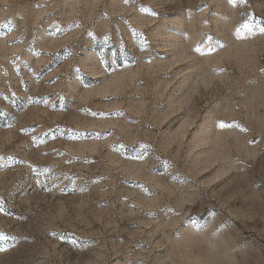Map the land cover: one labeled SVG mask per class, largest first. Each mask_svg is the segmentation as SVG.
<instances>
[{
	"label": "rangeland",
	"instance_id": "1",
	"mask_svg": "<svg viewBox=\"0 0 264 264\" xmlns=\"http://www.w3.org/2000/svg\"><path fill=\"white\" fill-rule=\"evenodd\" d=\"M0 249L264 264V0H0Z\"/></svg>",
	"mask_w": 264,
	"mask_h": 264
},
{
	"label": "snow or ice",
	"instance_id": "2",
	"mask_svg": "<svg viewBox=\"0 0 264 264\" xmlns=\"http://www.w3.org/2000/svg\"><path fill=\"white\" fill-rule=\"evenodd\" d=\"M221 127H225L226 125H224L223 123H221V125H220ZM0 250H2V249H0Z\"/></svg>",
	"mask_w": 264,
	"mask_h": 264
}]
</instances>
